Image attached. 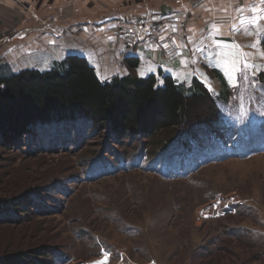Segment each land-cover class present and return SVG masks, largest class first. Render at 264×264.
Listing matches in <instances>:
<instances>
[{
	"label": "rangeland",
	"instance_id": "1",
	"mask_svg": "<svg viewBox=\"0 0 264 264\" xmlns=\"http://www.w3.org/2000/svg\"><path fill=\"white\" fill-rule=\"evenodd\" d=\"M254 3L149 0L123 27L70 31L62 43L69 53L51 48L48 61L34 48L29 55L2 44L8 59L0 63L10 72H47L74 56L102 82L131 74L160 86L164 75L188 88L196 80L215 99L218 120L216 129L201 126L152 159L150 143L165 133L113 136L90 124L43 125L14 147L0 146V259L264 264V19L249 12ZM190 115V125L202 122L203 113ZM144 149H152L149 159L137 160ZM96 162L100 168L87 172Z\"/></svg>",
	"mask_w": 264,
	"mask_h": 264
},
{
	"label": "trees",
	"instance_id": "2",
	"mask_svg": "<svg viewBox=\"0 0 264 264\" xmlns=\"http://www.w3.org/2000/svg\"><path fill=\"white\" fill-rule=\"evenodd\" d=\"M135 60L128 57L126 63L133 68ZM160 81L159 86L153 76L141 79L128 74L102 82L84 58L74 56L47 72L31 69L13 74L1 66L0 146L14 147L25 135H33V128L43 125L53 124L62 130L90 124L91 131L108 130L113 136L151 138L165 133L160 142L150 143L152 159L173 149L177 138L201 126L216 129L215 99L202 85L194 80L187 88L164 75ZM191 111L203 113L201 123L189 124ZM151 150H139L136 159H149ZM95 164L87 172L100 168L98 162ZM9 258L0 259V264H36L24 255Z\"/></svg>",
	"mask_w": 264,
	"mask_h": 264
},
{
	"label": "crops",
	"instance_id": "3",
	"mask_svg": "<svg viewBox=\"0 0 264 264\" xmlns=\"http://www.w3.org/2000/svg\"><path fill=\"white\" fill-rule=\"evenodd\" d=\"M147 1L149 0H132L123 4L117 0H0V49H3V43H15V47H21L25 52L24 54L30 55L26 49L34 48L35 50H29L31 53H36L34 56H41L46 59L49 55L50 57L46 60L48 61L55 56L54 52L50 50L51 48L58 54L61 53V55H63V52L69 51L67 47L62 49L65 35L77 30H80V34H83L88 32L89 26L95 25L101 26L104 32H108L117 25L123 27V25L125 26V24L135 19L134 15L136 14L132 11V8L138 7L141 3H147ZM220 2L223 1H219L217 4H220ZM255 2L257 3L253 4L254 8L251 7L249 12L254 11L253 15L259 13L262 16L261 18L264 19L262 0H255ZM181 3H183V6L187 5V2ZM119 5L122 6L119 7ZM145 9L150 14L159 16L158 18L171 17L168 16L169 11H166L165 8L163 10H152V8L146 7ZM134 11L139 10L136 8ZM47 17H52L53 21H44ZM247 17L249 18L246 22H251L253 16ZM9 35L11 37H8ZM47 47L49 49H46ZM39 48L41 51L36 52ZM47 50H49V53H47ZM83 54L85 55L82 56L86 58V55L90 53L86 51ZM3 57L8 59L7 54H4L2 50L0 59L2 60ZM100 60H102L101 57ZM94 67L97 70L98 67L95 65ZM19 71L21 70H14L12 73L15 74Z\"/></svg>",
	"mask_w": 264,
	"mask_h": 264
},
{
	"label": "built area",
	"instance_id": "4",
	"mask_svg": "<svg viewBox=\"0 0 264 264\" xmlns=\"http://www.w3.org/2000/svg\"><path fill=\"white\" fill-rule=\"evenodd\" d=\"M117 1L124 4L125 2H129V1H132V0H117Z\"/></svg>",
	"mask_w": 264,
	"mask_h": 264
}]
</instances>
